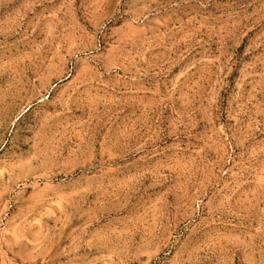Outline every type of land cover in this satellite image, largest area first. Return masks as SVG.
<instances>
[{
	"label": "rangeland",
	"instance_id": "374dc122",
	"mask_svg": "<svg viewBox=\"0 0 264 264\" xmlns=\"http://www.w3.org/2000/svg\"><path fill=\"white\" fill-rule=\"evenodd\" d=\"M0 264H264V0H0Z\"/></svg>",
	"mask_w": 264,
	"mask_h": 264
}]
</instances>
